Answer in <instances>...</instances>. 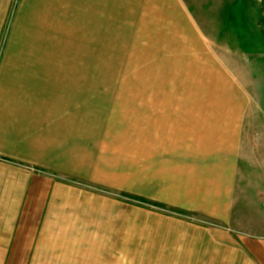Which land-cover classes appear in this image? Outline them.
Returning a JSON list of instances; mask_svg holds the SVG:
<instances>
[{"label":"rangeland","instance_id":"374dc122","mask_svg":"<svg viewBox=\"0 0 264 264\" xmlns=\"http://www.w3.org/2000/svg\"><path fill=\"white\" fill-rule=\"evenodd\" d=\"M183 1L186 8L172 0H110L91 16L78 0L76 35L71 26L61 49L25 50V67L3 65L1 50L0 75L11 69L23 92L27 83L28 93L51 94L56 103L62 97L57 105L68 106L28 131L46 150V161L36 162L51 169L45 178L113 198L97 182L116 172L131 176L150 140L207 148L210 139L217 160L246 175L241 192L252 185L259 214L247 226L252 233L214 227L264 235V0Z\"/></svg>","mask_w":264,"mask_h":264},{"label":"crops","instance_id":"0c3cea01","mask_svg":"<svg viewBox=\"0 0 264 264\" xmlns=\"http://www.w3.org/2000/svg\"><path fill=\"white\" fill-rule=\"evenodd\" d=\"M81 1L92 16L110 0ZM172 2L185 7L183 0ZM77 11L78 0H0L3 65H31L25 50L61 49L63 32L70 35L72 26L76 35ZM13 50L20 53L8 54ZM10 70V78L0 75V264H264V235L214 227L248 231L259 214L252 185L241 192L246 175L221 164L210 139L207 148L150 140L131 176L116 172L97 182L113 198L60 184L44 177L51 169L36 162L46 161L40 160L46 150L28 131L68 106L57 105L62 97L56 103L51 94L28 93L27 83L23 92Z\"/></svg>","mask_w":264,"mask_h":264}]
</instances>
